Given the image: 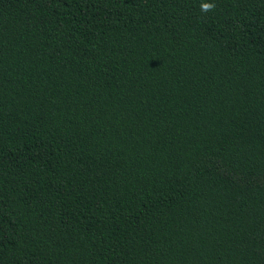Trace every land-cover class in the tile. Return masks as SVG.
<instances>
[{"label":"trees","instance_id":"obj_1","mask_svg":"<svg viewBox=\"0 0 264 264\" xmlns=\"http://www.w3.org/2000/svg\"><path fill=\"white\" fill-rule=\"evenodd\" d=\"M0 0V264H264V0Z\"/></svg>","mask_w":264,"mask_h":264},{"label":"clouds","instance_id":"obj_2","mask_svg":"<svg viewBox=\"0 0 264 264\" xmlns=\"http://www.w3.org/2000/svg\"><path fill=\"white\" fill-rule=\"evenodd\" d=\"M214 3L212 2V0H202L201 2V10L202 11H207L210 8L214 7Z\"/></svg>","mask_w":264,"mask_h":264}]
</instances>
